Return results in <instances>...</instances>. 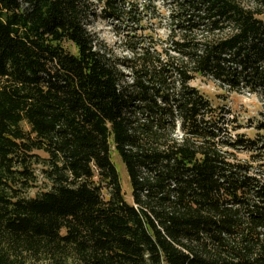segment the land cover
I'll use <instances>...</instances> for the list:
<instances>
[{
    "label": "trees",
    "instance_id": "16d2710c",
    "mask_svg": "<svg viewBox=\"0 0 264 264\" xmlns=\"http://www.w3.org/2000/svg\"><path fill=\"white\" fill-rule=\"evenodd\" d=\"M94 1L0 0V264H264V136L191 85L264 99V0H174L115 61L88 26L143 12Z\"/></svg>",
    "mask_w": 264,
    "mask_h": 264
},
{
    "label": "rangeland",
    "instance_id": "374dc122",
    "mask_svg": "<svg viewBox=\"0 0 264 264\" xmlns=\"http://www.w3.org/2000/svg\"><path fill=\"white\" fill-rule=\"evenodd\" d=\"M91 1L95 2L94 0ZM245 1L248 5L250 0ZM131 2L134 7L143 12L141 15L142 28L139 23L128 21L126 18L123 20L105 19L104 15L95 18L92 24L88 26L89 31L98 40V49L112 61L130 57L131 53L128 51L131 46L130 41L143 43L144 39L147 43L157 44L160 48H165L169 40L173 26L170 22V13L175 1L131 0ZM95 9L99 14L101 7L97 6ZM260 19L264 22V15ZM148 34H151L152 37H147ZM125 40L128 43H125ZM72 50L75 52L73 47ZM121 68L127 76H130L126 68ZM191 85L198 88L215 107H225L230 112L228 118L235 126L234 135L239 134L251 138L264 136V99L260 95L251 93L246 88L239 92H230L229 89H222L219 84L207 77L198 76L191 82ZM239 156L243 160L248 158L245 153ZM112 159L120 173L125 198L132 203L131 186L125 166L114 151ZM36 193L37 189H33L30 196H34Z\"/></svg>",
    "mask_w": 264,
    "mask_h": 264
}]
</instances>
